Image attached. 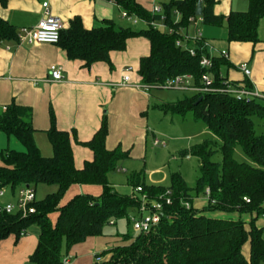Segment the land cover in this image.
I'll list each match as a JSON object with an SVG mask.
<instances>
[{
  "label": "trees",
  "instance_id": "1",
  "mask_svg": "<svg viewBox=\"0 0 264 264\" xmlns=\"http://www.w3.org/2000/svg\"><path fill=\"white\" fill-rule=\"evenodd\" d=\"M202 1V25H225L230 43L259 42L264 0H249L248 10L232 11L227 17L214 13L216 0ZM7 2L0 0L4 6ZM116 2L128 14L145 22L147 27L133 29L117 25L113 20H104L101 26L87 29L82 19L75 16L70 26L61 31L57 43L69 59L83 60L87 66L97 61L111 64V51H123L128 39L144 36L151 48L150 54L140 60L139 73L144 84L159 86L177 75L192 74L194 83L201 85L206 70L200 62L203 55L210 56L209 51L201 49L202 44L198 42L194 44L196 53L192 55L176 45L178 34L150 26L151 21H160L163 17L168 26H188V18L196 14L199 0H175L164 4L163 14L146 10L137 0ZM177 10L181 17L175 22ZM18 34L13 24L0 17V44L17 41ZM227 58L212 56L210 72L214 86H222L229 80L222 74V67L228 64ZM242 84L251 86L249 82ZM199 98L201 100L197 103ZM160 107L165 112L181 116L192 112L195 119L206 124L214 138L182 151L184 156L199 159L200 175L194 186L188 185L180 171L171 173L168 186L142 182L134 173L131 176L133 194L119 192L110 182V174L117 171L120 161L129 154L121 147L107 148L109 127L106 115L92 139L79 142L93 151L94 158L78 168L72 145L77 134L74 130L57 127L53 108L50 109L51 124L47 129L53 146L52 156L43 155L36 143L32 108L15 100L1 108L0 130L14 136L25 149L0 152V187L17 195L20 188L29 185L35 189L36 196L40 184L56 186L57 189L41 200L37 198L35 213L26 218L19 213L2 214L0 241L11 234L20 238L30 225L37 224L40 234L30 261L34 264H63V257L73 246L88 237L103 235L105 226L119 219L130 221V211L137 210L141 201L136 191L141 186L140 193L146 194L149 202L160 200L170 190L171 204L164 205L159 223L149 231L136 232L133 236L123 234L130 242L105 250V257L101 254L103 259L94 264H262L264 233L256 221L264 215V130H256L254 117L264 119V103L260 99L238 100L224 92H199ZM239 147L245 154L244 160L236 157ZM217 153L221 154L219 161L214 159ZM75 184L98 185L102 192L99 195L76 193L65 201L68 190ZM201 194L208 201L198 209L193 206V199ZM185 202H189L190 207ZM216 211L250 214L252 218L247 222L243 217L211 215ZM53 214H57L55 221L52 220ZM247 244L250 246L249 257L244 253Z\"/></svg>",
  "mask_w": 264,
  "mask_h": 264
},
{
  "label": "crops",
  "instance_id": "2",
  "mask_svg": "<svg viewBox=\"0 0 264 264\" xmlns=\"http://www.w3.org/2000/svg\"><path fill=\"white\" fill-rule=\"evenodd\" d=\"M44 1L46 0H8L6 6L0 3V17L13 24L18 32L24 27H34L43 15ZM48 1L53 14L65 22V29L70 26L75 16L82 19L87 29L101 26L104 20H113L117 25L125 20L129 21L123 17V9L116 0ZM137 1L150 11L155 4L163 6L175 0ZM248 8L249 0H216L214 13L227 17L232 11H246ZM188 30L193 34L194 26L190 25ZM201 32L203 39L209 44L210 54L219 56L222 50L228 51V64L222 67L224 76L236 83L249 82L253 88L264 93V17L259 24V42L256 44L230 43L227 40L228 30L225 25H201ZM150 49V42L146 37H132L128 39L125 50L111 51V64L97 61L87 66L83 60L69 59L66 51L58 44L31 43L19 39L4 41L0 44V110L13 100L32 108L36 143L43 155L52 156L53 146L48 138L47 129L51 124L50 109L53 108L57 127L61 130H74L77 134V140L73 139L72 145L75 165L78 168H81L85 161H91L94 158L93 151L79 142L92 139L101 127L105 115L109 127L107 148L121 147L123 151L128 152L127 158H141L146 153L149 136H153L154 140L156 138L150 122L153 110L158 109L169 114L170 112H165L160 106L189 97L185 94L184 97L179 95L178 100L164 101L160 95L153 92V89L159 88L145 90L132 85H118L127 71L133 81L141 82L140 60L150 54ZM242 62H248L251 68L249 76L239 69L238 66ZM52 64L63 68L62 80H49ZM260 101L264 103V99ZM206 130H208L207 126ZM204 131L205 129L195 135L200 136ZM153 145L156 146L154 141ZM6 149L24 150L25 148L14 136H8L0 130V152ZM237 151L242 154L239 149ZM121 168L118 167L117 171L127 170ZM110 182L116 188L111 180ZM101 192L102 188L98 185L75 184L68 190L64 200L66 201L76 193L99 195ZM9 193L15 195L11 191ZM5 197L1 198L0 202L11 201H6ZM13 199V201L16 200L14 197ZM207 201V197L195 198L193 206L201 209ZM211 215L234 219L243 217L237 212L222 211L213 212ZM56 218L57 214H53L52 220L55 221ZM251 218L252 215L246 214L243 219L249 222ZM256 224L263 228L264 233V215L257 219ZM113 225L118 226V220ZM39 234V226L32 224L28 227L27 233L20 238L11 234L1 240L0 264H34L30 261V256L38 244ZM100 237H88L86 241L73 246L63 257L70 259L67 264H94L96 255L104 256L103 252L112 246ZM244 253L249 257V244L245 246Z\"/></svg>",
  "mask_w": 264,
  "mask_h": 264
},
{
  "label": "built area",
  "instance_id": "3",
  "mask_svg": "<svg viewBox=\"0 0 264 264\" xmlns=\"http://www.w3.org/2000/svg\"><path fill=\"white\" fill-rule=\"evenodd\" d=\"M43 15L39 20L38 24L34 27L28 28L24 27L18 34V39L20 41H29L31 43H53L57 44L60 40V33L65 29V22L59 16L53 14L50 3L48 0L44 1L43 4ZM154 14H163V6L155 4L152 8ZM176 20H180L181 12L176 11ZM122 15L124 18L132 21L134 24H137L140 19L135 16L128 14L123 10ZM189 25L181 26L175 28L173 26H168L164 22V17L160 21H151L150 26L154 28H160L165 30L169 34H178L180 37L176 41V45L188 50L192 55L196 53L195 43L200 42L201 49H207L209 44L203 39L201 32V25L203 24V17L201 15H192L188 18ZM190 25L194 26V33L192 34L188 28ZM221 56L229 57L227 50H222L220 52ZM212 54L210 56L203 55L201 59V66L206 70L202 75L201 85H196L194 83V76L192 74H181L175 77H172L165 81L159 86H148L140 81H133L129 74V71L123 76L121 83H118L119 86L122 85H132L145 90L152 88H164V89H181L187 90L194 93L199 92H224L234 96L238 100L250 101L252 99H264V93L260 92L257 88L248 86L242 83H233L230 80L222 86H214V77L210 72V68L213 66ZM239 69L245 74H251V68L248 62H242L239 64ZM63 79V68L60 65L52 64L50 67V78L51 81H60ZM154 144L156 146H165V140L155 138ZM7 189L0 187V199L6 195ZM136 191L140 194V204L137 209V212L134 216H130L129 220L132 224L133 229L136 232H147L153 225L159 223L161 219V212L164 209L165 204H171L170 190L166 192L165 195L161 197L160 200H155L154 202H149L148 196L142 194V187L138 186ZM209 191V190H207ZM17 200L0 202V216L2 214H12L19 213L23 218L28 217L29 215L35 213L36 207L34 202L37 199L36 191L33 187L26 186L20 188L17 191ZM248 200L247 198H245ZM249 201V200H248ZM187 207H190L189 202H185ZM96 261H101L103 259L102 255L95 256ZM70 262L69 258L63 259V264Z\"/></svg>",
  "mask_w": 264,
  "mask_h": 264
},
{
  "label": "rangeland",
  "instance_id": "4",
  "mask_svg": "<svg viewBox=\"0 0 264 264\" xmlns=\"http://www.w3.org/2000/svg\"><path fill=\"white\" fill-rule=\"evenodd\" d=\"M128 20V19H127ZM121 26L132 27L133 29H140L147 27V24L143 21L138 24H134L132 21H123ZM156 95H160L164 101H175L179 97L192 96L194 93L191 91L181 89H153ZM180 95V96H179ZM150 117L151 128L156 133V138L165 140V146H154V137L149 136L146 153L141 158H127L119 163V167L124 170H118L115 173L110 174V180L116 185V189L123 194H133L134 185L132 183V174H138L140 180L150 183H161V185L168 186L170 184V175L175 171H180L184 176L189 186H194L197 178L200 175L199 159L196 156L187 158L182 155V151L189 148V146L197 144L205 139L214 138L213 134L206 130V124L202 120H195V116L192 112H189L185 117L181 115L165 114L164 112L155 109ZM255 127L258 132L264 130V119L255 116ZM205 131L200 136L195 134ZM236 152V157L239 160H244V153L240 149ZM243 155V156H242ZM215 160H221V154L217 153L214 157ZM160 181V182H157ZM57 189L56 186L40 184L37 186V198L43 199L48 193H51ZM5 200L13 201V197L16 199L17 195H11L9 190H6ZM9 196H12L11 198ZM198 199H205V196L201 194L196 197ZM3 201V200H2ZM136 210L132 209L129 213L130 216H134ZM246 214H243L245 218ZM130 233L132 236L136 234L132 224L126 218L118 220V226L109 224L105 226L104 234L101 235V240L109 246H117L128 244L130 240L124 238L123 234ZM247 248V247H246ZM246 250V249H245Z\"/></svg>",
  "mask_w": 264,
  "mask_h": 264
},
{
  "label": "water",
  "instance_id": "5",
  "mask_svg": "<svg viewBox=\"0 0 264 264\" xmlns=\"http://www.w3.org/2000/svg\"><path fill=\"white\" fill-rule=\"evenodd\" d=\"M196 14L201 15V16L203 15V1L202 0H199L198 2L197 8H196ZM201 98L198 99L197 103L201 100Z\"/></svg>",
  "mask_w": 264,
  "mask_h": 264
}]
</instances>
